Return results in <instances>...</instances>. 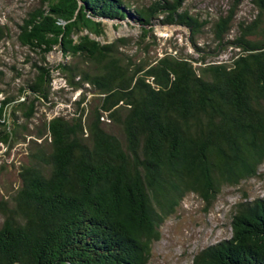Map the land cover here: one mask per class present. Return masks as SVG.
Instances as JSON below:
<instances>
[{
  "label": "trees",
  "instance_id": "trees-1",
  "mask_svg": "<svg viewBox=\"0 0 264 264\" xmlns=\"http://www.w3.org/2000/svg\"><path fill=\"white\" fill-rule=\"evenodd\" d=\"M39 3L17 36L38 56L34 78L0 101V143L21 140L27 152L16 191L0 202V264H148L187 195L214 200L264 162V0H252L257 15L232 39L233 11L212 24L217 46L238 50L224 63L170 54L137 63L123 51L129 40L89 38L105 35V21L137 25L145 37L161 18L188 28L196 47L205 24L181 10L184 0ZM54 48L68 58L56 66L67 83L89 88L69 119L37 115L51 102ZM231 227L192 264H264V198L238 204Z\"/></svg>",
  "mask_w": 264,
  "mask_h": 264
},
{
  "label": "rangeland",
  "instance_id": "rangeland-1",
  "mask_svg": "<svg viewBox=\"0 0 264 264\" xmlns=\"http://www.w3.org/2000/svg\"><path fill=\"white\" fill-rule=\"evenodd\" d=\"M132 1L138 6H147L153 0ZM233 3V0H184L181 10L205 24L195 38L196 47L190 40L191 31L188 28L178 24H163L161 18L151 23L148 28L152 31L145 37L137 25L105 21V35H89V38L100 44H109L122 38L129 40L123 51L137 63L153 62L168 54L190 61L203 59L208 63L229 62L238 50L218 47L212 24L233 11V26L227 38L232 39L236 35L237 24L249 22L257 15L252 0H240L235 8ZM39 6V0H0V101L8 97L17 99L25 81L34 78L33 65L39 64L38 56L22 47L17 36L23 19ZM85 34L86 31L83 32ZM66 62L68 58H64L58 48H54L46 57L45 65L52 69L53 75L51 102L37 107L39 118L48 120L61 116L69 119L77 113V107L87 106L90 98L88 86L75 90L67 83L65 75L56 70L58 64ZM83 96L85 100L81 102ZM38 123L37 119L33 120L30 125L32 133ZM26 154V143L21 140L12 146L0 143V202L9 201L16 191L19 185L18 172L25 162ZM263 198L264 162L255 177L236 185L225 184L214 200L207 202L196 194L187 195L175 213L161 225L159 239L151 244L148 264H192L193 257L201 250L231 238V220L238 204ZM1 221L0 216V224Z\"/></svg>",
  "mask_w": 264,
  "mask_h": 264
}]
</instances>
